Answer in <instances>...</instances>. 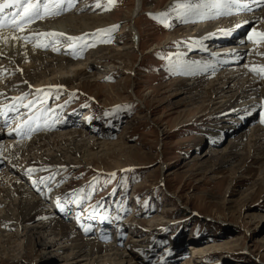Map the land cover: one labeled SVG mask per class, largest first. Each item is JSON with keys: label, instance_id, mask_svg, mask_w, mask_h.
I'll return each instance as SVG.
<instances>
[{"label": "rangeland", "instance_id": "obj_1", "mask_svg": "<svg viewBox=\"0 0 264 264\" xmlns=\"http://www.w3.org/2000/svg\"><path fill=\"white\" fill-rule=\"evenodd\" d=\"M198 1L143 0V7L136 14V0H76L69 11L82 5L83 12L93 10L111 15L109 32L99 36L103 40L102 47H116L132 54L115 53L125 64L116 56L113 63L103 65L95 61L97 68L91 70L87 80L78 81V85L59 83L58 88L43 87L36 96L33 94L38 90L30 85L19 107H25L32 97H38L35 103L41 105L36 109H49V120L44 126L50 133L57 132L61 126L63 129L81 126L77 124L83 116H91L81 130L86 127L87 132L102 133L103 136L98 137L111 145L105 152L96 151L97 155L75 157V164H59L38 172L25 171L24 166L19 169L18 165L8 164L1 157L0 177L5 176L4 173L14 177L22 173L23 178L19 180L32 184L30 188L41 196L43 208L50 209L54 206L51 198L58 199L63 206L62 214L75 230L86 238L110 233L111 239L120 244L116 247L125 254L130 253L132 264H264V222L251 215L258 210L264 212V166L248 159V148L236 150L238 156L230 154L234 150H227L228 156L223 159L230 158L229 163H220L221 156L213 149H224L227 140H222L221 135L214 141L207 135L218 126L220 118H214L211 113L204 91L192 96L196 90L182 89L191 86L192 80L178 69L191 48L180 44V38L167 40L170 34L181 35L187 26L193 28L197 24H179V15L187 11L175 5L187 2L195 7L200 4ZM248 2L250 6L254 3ZM231 8L235 10L236 6ZM210 11L216 13L213 9ZM164 12H167L166 17L158 15ZM259 23V16L248 19L239 36L247 37ZM129 26L138 32L140 45L133 41L134 28ZM186 34L193 39L202 36L195 29ZM87 36L85 41L90 43L92 38ZM75 42L63 38L52 48L56 53L64 52L71 50ZM201 43L207 49L210 47ZM254 56L261 58L262 64L248 71L249 76L264 82V73L259 71L264 67V55L246 53L239 65L245 66ZM80 59H84V63L94 61L90 51ZM119 65L126 67L121 70ZM179 80L186 83L180 85ZM110 87L114 90L110 91ZM241 109H237L232 121L239 119L243 125L264 122V97L258 106L249 110L250 120H241L246 112ZM1 117L4 119L0 113L2 122ZM17 123L15 118L8 120L1 129L9 131ZM39 123L32 122V127ZM43 129H31L30 134ZM204 149L212 153L202 157ZM29 176L35 183L27 179ZM191 244L216 246L201 255L190 253ZM15 247L10 251V257H14L0 258V264H30L35 258L36 264H63L65 261L62 251L42 254L28 246L27 252L19 253L20 246Z\"/></svg>", "mask_w": 264, "mask_h": 264}, {"label": "bare ground", "instance_id": "obj_2", "mask_svg": "<svg viewBox=\"0 0 264 264\" xmlns=\"http://www.w3.org/2000/svg\"><path fill=\"white\" fill-rule=\"evenodd\" d=\"M45 1L40 0L41 3ZM75 1L49 0L51 14H43L42 18H34L31 23L22 25V31L8 23L9 18L20 9L9 7L0 13V21L3 24L0 26V106L4 107L0 113L7 117L2 122L0 120V161L3 157L2 159L8 164L18 165L19 169L24 166L25 171L38 172V170L52 168L59 164H75V157L97 155L96 151L105 152L111 145V142L102 141L98 137L102 133L87 132L86 127L81 130V126L86 124L82 119L84 123L78 120L80 124L77 125L81 126H74L73 129L65 127L63 129L61 126L57 132H47L44 125L49 120V109H36L41 105L35 103L38 97H32L30 103H25L27 105L23 108L15 105V103L22 102L23 96L27 93L25 89L30 85H34L32 86L33 90H38L33 96L38 95L43 87L58 88L59 83L68 86H74L75 83L78 85V81L87 80L91 76L89 75L91 70L93 72L97 68L96 64L98 63L95 61H101L100 64L104 65L113 63L112 60L115 56L119 58L117 55L132 54L120 51L116 47H102L103 40L99 36L104 32H109L112 23L111 15L106 16L93 10L83 12L82 5L76 10L69 11L71 4H74ZM136 1L135 13L143 7V0ZM199 1V5L214 2V0L212 2L210 0ZM248 1L254 2L253 5L250 6ZM20 2L23 3L25 0H20ZM225 2L238 5V7L235 10L232 8L213 9L216 11L215 14L211 13V9H202L203 18L189 12L182 13L179 15V24L196 22V26L193 28H191L192 25L187 26L181 35L170 34L167 40L180 38V44L187 45V49L192 48L178 69L180 73L187 75L188 79L192 80L191 86H186L187 83L186 87L182 89L189 92L196 90L192 96H198L200 92L204 91L208 97V106L211 105V113L216 116L214 118H220L219 122L217 121L218 126L207 132L208 137H212L214 141H217L221 135L223 136L222 140H227L224 149H213L216 155L220 154V163H229L230 158L223 159L228 156L227 150H234L233 154L229 153L232 156H238L239 152L236 150L248 148V159L253 162L257 160L263 168L264 128L261 125H264V122L260 125L251 123L243 125L239 119L236 122L231 118L236 114L237 109L242 108L241 110L245 109L244 112L246 111L242 116L249 115V119L246 120H250L252 113L249 114V110L258 106L264 97V82H257L248 73L251 69L259 67L258 64L262 62L261 58L254 56L253 61L248 59L245 66L239 65L246 53H249L250 56L251 53L264 55V45L254 44L252 40H249V35L243 38L239 36L241 32L238 33L248 24V19L251 21L258 16L261 23L253 30L264 32V0H225ZM261 7H263L262 10H260ZM129 28L133 29L134 27L129 26ZM190 29H195L202 36H197L195 39L187 36L186 33ZM253 30L250 33L255 37ZM230 32L232 36L222 41L223 35ZM59 33H63V35H55ZM136 33L138 32H134V34ZM87 35L92 38L90 43L85 41ZM4 37H8V39H4ZM13 37L17 38L13 39ZM73 37L77 39H72L76 41V44L71 50L56 53V50L52 48L56 43L59 44V40ZM137 38V43L140 45L138 34ZM235 40L238 42L235 43ZM218 41L220 42L218 43ZM201 42L208 44L207 47L210 45V49L205 48ZM93 47L97 48L91 51ZM86 51L91 52L94 61L84 63V59V61L79 60ZM120 60H122L121 64H125L123 59ZM251 64L253 65L251 66ZM123 67L119 65L118 69L122 70ZM5 73L7 75H4ZM178 83L184 85L186 82L179 80ZM100 88L102 89V87ZM111 90L114 89L110 87ZM13 92L15 95L12 94ZM32 103L35 104L31 105ZM244 106H247L248 109ZM14 118L18 121L16 127L9 128V131L1 129V125L4 126L8 122L7 119L10 121ZM241 120L246 121L245 119ZM32 122H43L38 125V127L44 128L43 131L31 136ZM77 128H80V131H77ZM225 130L226 132L222 134ZM91 133H94L93 137L90 136ZM120 143L122 146L124 145L123 141ZM211 153L204 149L201 156ZM21 174L14 177L4 173L5 176L0 177L1 259L13 258L14 256L10 257V253L16 249L15 245H19V253L27 252L28 246L32 248V251L42 254L62 251V254L65 253L64 256L62 255L65 258L63 264L65 262H69V264L133 263L132 257L128 256L130 253L126 252L125 254L124 251L116 247L120 244L111 239L110 233H101L99 238L83 237L79 231L73 228V224L66 221L61 205L54 209L52 207L47 210L43 208L42 198L30 188L31 184H25L19 180V178H23ZM251 215L253 219L264 222V212L258 210ZM11 228L14 231H11L13 230ZM214 246L216 245L191 244L189 249L190 253H202L201 255H203L210 252ZM17 258L15 256L16 260H18ZM29 263L36 264V258Z\"/></svg>", "mask_w": 264, "mask_h": 264}, {"label": "snow or ice", "instance_id": "obj_3", "mask_svg": "<svg viewBox=\"0 0 264 264\" xmlns=\"http://www.w3.org/2000/svg\"><path fill=\"white\" fill-rule=\"evenodd\" d=\"M233 6L238 7V5L225 2V0H214L211 4H203V5H196L193 7L190 3H180L175 5L177 8L185 9L187 12L200 16L203 18L204 13L202 9H226L231 8ZM246 6V5H245ZM17 8L20 11H17L13 14L11 18H9L8 23L11 24L17 30L22 31V25L26 23H31L32 20L42 18L43 14H51L49 10L48 3H41L40 0H25V2L21 3L20 0H0V13H3L6 8ZM160 17H166L167 12L158 14ZM164 23V20H161ZM0 26H3L2 21H0ZM165 26H168L165 24ZM255 37L253 34H249V40H252L254 44H261L264 43V32H255ZM55 35H63V33L55 34ZM17 37H13L16 39ZM26 38V37H25ZM4 39H8V37H4ZM71 39H77L75 37ZM256 70V69H254ZM259 71L264 73V67H260ZM117 108L119 106H116ZM262 121H264V116H262Z\"/></svg>", "mask_w": 264, "mask_h": 264}]
</instances>
